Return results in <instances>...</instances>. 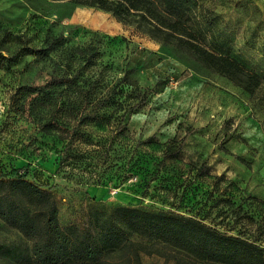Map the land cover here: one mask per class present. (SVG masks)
Listing matches in <instances>:
<instances>
[{"label":"rangeland","instance_id":"rangeland-1","mask_svg":"<svg viewBox=\"0 0 264 264\" xmlns=\"http://www.w3.org/2000/svg\"><path fill=\"white\" fill-rule=\"evenodd\" d=\"M173 1L202 45L258 76L254 90L98 7L0 0V53L17 56L0 60V169L52 185L61 223L99 203L151 206L195 216L264 247V0ZM90 31L103 38V61L118 64V76L130 69L136 91L145 95L130 117L123 157L111 155L98 181L59 166L57 134L39 130L47 117L38 107L42 95L24 87L75 68L52 49L24 54V47L85 41ZM46 90L45 103L57 102L60 89ZM19 235L0 218L1 238ZM136 240L141 264H215L153 238Z\"/></svg>","mask_w":264,"mask_h":264},{"label":"trees","instance_id":"trees-1","mask_svg":"<svg viewBox=\"0 0 264 264\" xmlns=\"http://www.w3.org/2000/svg\"><path fill=\"white\" fill-rule=\"evenodd\" d=\"M70 1L111 12L123 24L172 45L203 66L233 76L249 91L259 83L258 76L239 63L202 45L173 0ZM88 33L85 41L59 38L49 48L24 47V54L52 49L75 66L66 76L24 87L42 95L38 107L47 117L39 130L57 134L59 166L90 173L98 181L111 155L123 157L130 117L145 95L136 91L130 69L118 76L120 66L103 61L100 34ZM3 59L17 61V56L0 53ZM50 87L60 89L59 98L45 103ZM26 175L0 169V218L20 233L11 240L0 237V264H141L137 237L167 243L200 261L264 264V247L259 244L171 209L99 203L80 208L78 220L61 223L52 185L45 187Z\"/></svg>","mask_w":264,"mask_h":264}]
</instances>
